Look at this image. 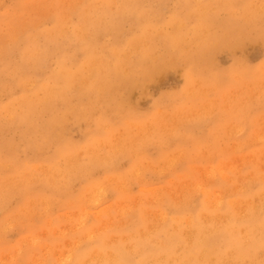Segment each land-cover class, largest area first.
I'll return each mask as SVG.
<instances>
[{
    "label": "rangeland",
    "instance_id": "374dc122",
    "mask_svg": "<svg viewBox=\"0 0 264 264\" xmlns=\"http://www.w3.org/2000/svg\"><path fill=\"white\" fill-rule=\"evenodd\" d=\"M263 178L264 0H0V264H147Z\"/></svg>",
    "mask_w": 264,
    "mask_h": 264
},
{
    "label": "bare ground",
    "instance_id": "6f19581e",
    "mask_svg": "<svg viewBox=\"0 0 264 264\" xmlns=\"http://www.w3.org/2000/svg\"><path fill=\"white\" fill-rule=\"evenodd\" d=\"M261 181L264 183V178ZM240 199L243 203L237 204L241 205L238 211L224 213L221 200H217L204 206L207 211L199 220L185 219L186 225L181 228L184 243L175 231L181 219H175L176 226L173 232L167 233V240L156 241L163 253L152 254L151 261L146 259L147 264H264V184L251 197ZM147 237L144 232V238ZM123 243L126 251L134 250L129 241ZM149 250L156 251L154 248ZM118 261L114 255L94 254L91 261L84 264H115Z\"/></svg>",
    "mask_w": 264,
    "mask_h": 264
}]
</instances>
